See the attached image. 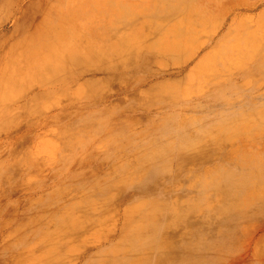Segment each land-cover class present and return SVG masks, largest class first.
<instances>
[{"label":"rangeland","instance_id":"rangeland-1","mask_svg":"<svg viewBox=\"0 0 264 264\" xmlns=\"http://www.w3.org/2000/svg\"><path fill=\"white\" fill-rule=\"evenodd\" d=\"M33 10L31 32L74 57L52 55L48 95L21 127L13 165L0 157V264H264V196L243 199L235 225L205 223L227 168L228 184L246 162L264 179V0H42ZM153 151L157 189L137 195ZM82 200L106 208L97 223L71 224Z\"/></svg>","mask_w":264,"mask_h":264},{"label":"bare ground","instance_id":"bare-ground-1","mask_svg":"<svg viewBox=\"0 0 264 264\" xmlns=\"http://www.w3.org/2000/svg\"><path fill=\"white\" fill-rule=\"evenodd\" d=\"M40 3H42V0H8L4 10L0 13V157L5 154L7 160L12 161L7 162L8 169L13 165L18 145V133L21 127L26 125L29 128L30 126L31 118L36 108L35 101L48 95V74L51 68L52 55H57V58L66 57V60L74 57L71 49L70 51L68 50L69 53L62 51L58 45L59 43H54L50 36L45 37L43 34L38 35L31 32V26L38 24L40 21V18H37L35 22H32L35 16L33 15L35 12L33 9ZM164 51L167 52L168 50ZM169 53H172V51ZM111 67L112 65L104 68L107 71ZM164 91L168 92L167 90ZM185 152L184 147L178 145L176 155L179 159L185 155ZM143 154V159L147 162L143 168H146L148 173L145 172V183L142 187H139L137 195H146L156 191V185L152 181L153 176L157 174V171H160V165L156 164L155 161L163 158V155L156 151L150 152L149 155ZM241 156L245 157L242 153ZM243 166L242 173L237 177V181L234 184H231L232 181L228 184L230 173L226 175V172L230 171V168H227L220 175L219 186L215 190L218 201H214V204L211 205L210 213L205 218L206 224L226 222L230 225H235L236 219L239 217L240 204L242 206L249 202V200L244 201L243 199L264 196L260 194V190L264 188L261 169L252 162H246ZM1 169L2 166L0 164ZM252 178L258 179L255 180V185L253 184L249 187L247 183ZM199 183L204 187V183ZM209 183L213 185V181ZM242 183L244 184L242 187L248 192L244 196H239L241 193H237L236 190ZM253 201L250 202L252 203ZM184 202L187 204L183 205L182 209L176 210L177 214H179L177 216H182V219L184 218L187 221L188 213L190 212L189 204L193 201ZM83 203H86L85 200H82L77 210L76 219H72V225L75 221L81 227L97 223L101 219L102 214L107 211L106 208L92 207ZM86 204L89 203L87 202ZM193 209L192 207L191 210L194 213ZM67 216L70 217V214L68 213ZM178 220H181V217L175 223ZM196 223L191 225L195 226ZM199 227L201 226H198V229ZM197 231L190 230L188 234L196 233ZM137 232L135 236L139 235ZM184 235L188 236L187 234ZM181 238H183L182 235ZM188 247H191V245H188Z\"/></svg>","mask_w":264,"mask_h":264}]
</instances>
